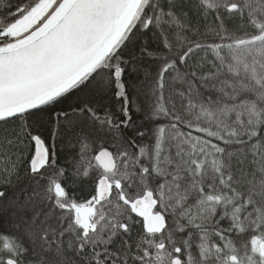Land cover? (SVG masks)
I'll use <instances>...</instances> for the list:
<instances>
[{"label": "snow or ice", "instance_id": "obj_1", "mask_svg": "<svg viewBox=\"0 0 264 264\" xmlns=\"http://www.w3.org/2000/svg\"><path fill=\"white\" fill-rule=\"evenodd\" d=\"M0 264H264V0H0Z\"/></svg>", "mask_w": 264, "mask_h": 264}]
</instances>
